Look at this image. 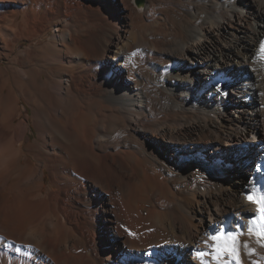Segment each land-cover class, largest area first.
<instances>
[{
    "label": "bare ground",
    "instance_id": "6f19581e",
    "mask_svg": "<svg viewBox=\"0 0 264 264\" xmlns=\"http://www.w3.org/2000/svg\"><path fill=\"white\" fill-rule=\"evenodd\" d=\"M114 2L0 0V264H264V0Z\"/></svg>",
    "mask_w": 264,
    "mask_h": 264
},
{
    "label": "snow or ice",
    "instance_id": "6c2138e0",
    "mask_svg": "<svg viewBox=\"0 0 264 264\" xmlns=\"http://www.w3.org/2000/svg\"><path fill=\"white\" fill-rule=\"evenodd\" d=\"M261 51L264 52V45H261ZM247 199L250 202L253 201V197L251 195L247 196ZM260 207L258 208L259 219H260V235L264 236V197H261L259 200ZM253 229L250 227L249 232H252ZM210 240L213 243V249L217 254V258H219L225 252L229 253L232 256H236L238 252V234L233 231H228L225 233L224 230H217L215 235L210 237ZM247 247V245H245ZM206 254L204 252H197V258L204 257Z\"/></svg>",
    "mask_w": 264,
    "mask_h": 264
},
{
    "label": "rangeland",
    "instance_id": "374dc122",
    "mask_svg": "<svg viewBox=\"0 0 264 264\" xmlns=\"http://www.w3.org/2000/svg\"><path fill=\"white\" fill-rule=\"evenodd\" d=\"M115 2L113 3V4H115V6H117V7H120V6H123L122 5V3H121V0H114ZM130 4H131V7L132 8H134V9H136L138 12H140L137 8H139V4H137V2H136V0H130ZM125 12H127L126 10H123L122 11V15L121 14H118L119 15V19H120V21H121V24H125L126 22H127V15H126V13ZM113 18V20H114V17H112ZM23 44V43H22ZM24 45H27L26 43H24ZM24 45H21V47L22 48H25L26 46H24ZM5 62V63H4ZM6 60H4L3 61V64H6ZM226 97V96H225ZM227 98V97H226ZM29 111V110H28ZM27 113H29V112H25L24 111V113H23V116H22V118H24L25 117V115L27 114ZM32 138H34V136L32 137Z\"/></svg>",
    "mask_w": 264,
    "mask_h": 264
},
{
    "label": "water",
    "instance_id": "95a60500",
    "mask_svg": "<svg viewBox=\"0 0 264 264\" xmlns=\"http://www.w3.org/2000/svg\"><path fill=\"white\" fill-rule=\"evenodd\" d=\"M143 0H136L137 4H141Z\"/></svg>",
    "mask_w": 264,
    "mask_h": 264
}]
</instances>
